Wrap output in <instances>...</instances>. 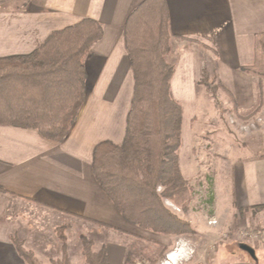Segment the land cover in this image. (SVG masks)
I'll list each match as a JSON object with an SVG mask.
<instances>
[{"label":"crops","instance_id":"obj_1","mask_svg":"<svg viewBox=\"0 0 264 264\" xmlns=\"http://www.w3.org/2000/svg\"><path fill=\"white\" fill-rule=\"evenodd\" d=\"M143 1L0 0V58L31 54L53 32L87 18L104 28L85 61L86 101L63 142L47 140L32 129L0 125V188L5 190L0 191V264H25L12 236L25 243L30 232H41L26 230L13 218L12 207L20 201L60 214V222L69 226L96 222L117 228L114 224L124 222L96 181L92 165L99 144L125 141L135 80L124 26ZM166 1L176 49L170 56L175 66L172 93L182 103L184 118L189 107L183 85L189 81V88L195 87L202 59L217 65V76L240 111L252 108L257 78L243 68L254 64L255 36L264 32V0ZM180 38L199 39L212 49ZM232 174L236 209L264 205V159L238 165ZM11 193L19 197L13 204ZM257 214L264 232V210ZM111 260L116 264L110 254Z\"/></svg>","mask_w":264,"mask_h":264},{"label":"trees","instance_id":"obj_2","mask_svg":"<svg viewBox=\"0 0 264 264\" xmlns=\"http://www.w3.org/2000/svg\"><path fill=\"white\" fill-rule=\"evenodd\" d=\"M103 36L102 24L87 18L53 32L31 54L0 58V125L32 129L47 140L63 142L87 98L86 57ZM180 39L212 49L199 39ZM173 40L166 0H144L128 16L124 41L135 90L126 137L122 145L99 144L92 165L96 181L125 221L170 237L194 233L191 223L166 204L168 200L187 212L194 197L180 164L184 113L172 93L175 66L167 60ZM254 54V64L243 70L264 80V32L255 36ZM202 76L208 84L205 68ZM262 100L260 90L247 114H256ZM9 195L12 203L19 199ZM66 230L65 224L56 229L64 255L51 264H71ZM12 241L25 264H43L16 234ZM83 246L88 264H109L106 247L94 252L86 238ZM165 250L166 246L159 245L153 250L130 251L125 264H134L137 258L157 264Z\"/></svg>","mask_w":264,"mask_h":264},{"label":"rangeland","instance_id":"obj_3","mask_svg":"<svg viewBox=\"0 0 264 264\" xmlns=\"http://www.w3.org/2000/svg\"><path fill=\"white\" fill-rule=\"evenodd\" d=\"M199 46L207 50L201 44ZM175 50L172 44V52L167 56L171 64L170 56ZM202 61L208 72V84L203 83L201 74L195 87L192 85L190 89L189 81L183 85L186 89L184 103L189 110L183 123L180 164L194 197L187 212L166 201L167 206L191 223L194 233L174 237L159 235L125 220L114 224L117 228L96 222L65 224L66 249L71 264H88L83 254V238L93 243L94 252L106 247L109 264H113L110 254L116 264H125L128 252L153 250L159 245L166 246V250L157 264H169L170 259L179 254L180 258L170 264H256L240 248L241 243L254 247L258 264H264V239L252 236L262 231V220L257 213L264 207L236 209L232 195L234 169L249 160L264 159V80L255 76L256 95L262 90L263 100L258 112L248 115V110L256 104L240 111L235 98L225 90L217 76V65L209 60ZM259 80L262 86L258 90ZM11 215L26 230L41 231L30 232L25 242L28 245L24 243V246L34 251L43 264L63 258L64 245L56 233V229L64 225L59 220L60 214L20 201L17 208L16 205L12 207ZM17 237L22 240L19 235ZM134 264L151 263L147 258H137Z\"/></svg>","mask_w":264,"mask_h":264},{"label":"water","instance_id":"obj_4","mask_svg":"<svg viewBox=\"0 0 264 264\" xmlns=\"http://www.w3.org/2000/svg\"><path fill=\"white\" fill-rule=\"evenodd\" d=\"M240 248L242 250H244L245 252H247L254 260H256V261L258 260L257 255H256V250L254 247H252L246 243H241Z\"/></svg>","mask_w":264,"mask_h":264},{"label":"built area","instance_id":"obj_5","mask_svg":"<svg viewBox=\"0 0 264 264\" xmlns=\"http://www.w3.org/2000/svg\"><path fill=\"white\" fill-rule=\"evenodd\" d=\"M252 236H253L254 238L263 237V239H264V232L254 233V234H252Z\"/></svg>","mask_w":264,"mask_h":264},{"label":"bare ground","instance_id":"obj_6","mask_svg":"<svg viewBox=\"0 0 264 264\" xmlns=\"http://www.w3.org/2000/svg\"><path fill=\"white\" fill-rule=\"evenodd\" d=\"M179 258H180V254L176 255V256H173L172 259L169 258L170 259V263H173V262L177 261V259H179Z\"/></svg>","mask_w":264,"mask_h":264}]
</instances>
